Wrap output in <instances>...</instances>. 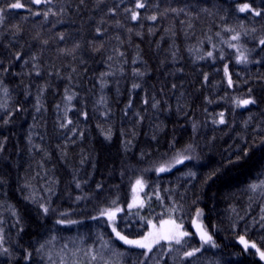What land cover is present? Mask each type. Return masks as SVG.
<instances>
[{
  "label": "trees",
  "instance_id": "obj_1",
  "mask_svg": "<svg viewBox=\"0 0 264 264\" xmlns=\"http://www.w3.org/2000/svg\"><path fill=\"white\" fill-rule=\"evenodd\" d=\"M139 2L0 0V264H264V0Z\"/></svg>",
  "mask_w": 264,
  "mask_h": 264
},
{
  "label": "snow or ice",
  "instance_id": "obj_2",
  "mask_svg": "<svg viewBox=\"0 0 264 264\" xmlns=\"http://www.w3.org/2000/svg\"><path fill=\"white\" fill-rule=\"evenodd\" d=\"M34 3L39 4L41 3V0H33ZM44 2H50V0H44ZM21 4L20 3H14L11 5V7L13 8H21ZM144 7L143 3H140L139 0H137L136 3V8H142ZM241 12H244L246 10H251L249 8V5L247 3H245L242 7H240L239 9ZM255 15H260L259 12H255ZM45 16H47V13H45ZM137 18V14L135 12L132 13V19L135 20ZM153 20L156 19V17H152ZM233 40L238 39L237 36H233L232 37ZM262 44H264V40L261 41ZM211 55V54H209ZM246 59L245 57L241 56L240 60H244ZM227 74V73H226ZM229 83H231V81H229ZM135 87V85H134ZM239 104L242 105H247L249 103H253V101L251 100H243L238 102ZM223 114H221L222 116ZM221 123H223V119H221L220 121ZM186 151V150H185ZM191 157L184 155L183 153H178L176 158H175V163L179 164V163H183L184 160L190 159ZM172 165L169 166H161L160 168L157 169L158 172H164L169 170V167H171ZM190 175H194L192 173H190ZM136 184L138 186H140L141 188L143 187L142 182L140 180L136 181ZM260 186H264V184L260 185ZM252 190L255 191L256 188L258 187L257 185H251ZM133 191H136V188L134 187ZM133 205H129V207H132ZM45 211H47V209H45ZM119 211V209L117 208L115 211H110V210H102L101 211V215L106 216L108 218V220L110 221V223H112L114 225V221H115V217H116V213ZM202 215V213L199 212V210L197 211V218L195 220H193V224L194 226H196L197 228V232L199 233L200 236V240L202 241L203 244H210L212 243V237L203 229V227L201 225H199L197 223L199 216ZM165 224H170L169 227L166 228H162L161 230H157L154 232H150L147 236H145L142 240H129L127 239L125 236L121 235L115 226H113L112 230L116 235V238L119 239L120 241H122L124 244L126 245H130V246H134L137 248H142L145 249L146 252L144 253L145 255H147L148 252L152 251V248L154 245L159 244L161 241H165L167 242L169 245H171L172 243H175L177 245H181L183 246L184 244L187 243V241L185 240L186 237L189 236V233L187 231H182L181 230V226L175 224V222H164ZM2 239V238H0ZM240 243L244 246L245 250L247 251L249 247L251 248H256V245L253 244H249L248 241H246L244 239V237H240ZM213 247H215L214 244H212ZM4 251H7V249H4ZM200 251L199 248L194 249L193 251L190 252H186L185 253V257H191L195 254V252ZM256 251L260 257L261 260H264V251H261L259 248H256ZM93 259H95V257H93Z\"/></svg>",
  "mask_w": 264,
  "mask_h": 264
},
{
  "label": "rangeland",
  "instance_id": "obj_3",
  "mask_svg": "<svg viewBox=\"0 0 264 264\" xmlns=\"http://www.w3.org/2000/svg\"><path fill=\"white\" fill-rule=\"evenodd\" d=\"M244 4H245V3L238 5V9H240V7H242ZM248 5H249V4H248ZM249 8L252 10V8H251L250 5H249ZM246 11H248V10H246ZM244 12H245V11H244ZM136 181H137V180H136ZM136 181H135L134 184H133L132 195H131L130 204H129V205H133V206H132V207H129V209H134V208H136L137 206H138L139 208H141V206H142V200H141V197L138 195V194H139V186L136 184ZM134 187L136 188V191H135V192L133 191ZM137 191H138V192H137ZM199 212L202 213L201 211H199ZM104 217L106 218V220H107V222H108V225L110 226V229L112 230L113 226H115V221H114V225H113L112 223H110V221L108 220V218H107L106 216H104ZM196 218H197V213L195 214L194 218L192 219L191 225H192V228H193V230H194V233L196 234V236H197L198 239L200 240V236H199V233L197 232V228H196V226H194V224H193V220H195ZM164 222H175V224L180 225V224H178L174 219H166V220H163V221H161V222H159V223H157V224L151 223V224L149 225V228H148L146 234H145L143 237L138 238V239H129V238H127V239H129V240H142V239H143L145 236H147L150 232H154V231H157V230H161L162 228H166V227H169V226H170V224H165ZM197 223L203 227V224H202V215L199 216V219H198ZM180 226H181V225H180ZM115 227H116V226H115ZM203 229H204V227H203ZM181 230L184 231V230L182 229V227H181ZM204 230H205V229H204ZM117 231H118V230H117ZM205 231H206V230H205ZM112 232H113V230H112ZM206 232H207V231H206ZM113 233H114V232H113ZM114 235H115V233H114ZM115 236H116V235H115ZM244 239H245V238H244ZM245 240H246V239H245ZM236 241H237V243H238L243 249H245L244 246L240 243V238H238ZM246 241H247V240H246ZM161 242H165V241H161ZM200 242H201L202 245H204V244L202 243L201 240H200ZM248 243H249V244H253L252 242H249V241H248ZM256 248H257V247H256ZM256 248H251V247H249L248 249L253 250V251L255 252V254H256V257H257L260 261L264 262V260H261V259H260L259 255H258V253H257V251H256ZM143 250H145V249H143ZM145 251H146V250H145Z\"/></svg>",
  "mask_w": 264,
  "mask_h": 264
}]
</instances>
